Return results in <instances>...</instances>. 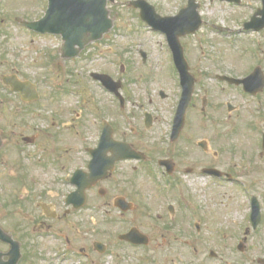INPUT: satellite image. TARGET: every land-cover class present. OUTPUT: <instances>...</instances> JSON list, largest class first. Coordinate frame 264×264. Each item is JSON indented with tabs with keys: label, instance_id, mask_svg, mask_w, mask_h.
<instances>
[{
	"label": "flooded vegetation",
	"instance_id": "obj_1",
	"mask_svg": "<svg viewBox=\"0 0 264 264\" xmlns=\"http://www.w3.org/2000/svg\"><path fill=\"white\" fill-rule=\"evenodd\" d=\"M261 6L256 0L249 17L239 19L242 34L259 38L250 44L205 45L203 16L195 35L179 37L195 81L184 116L169 45L177 75L171 93L158 88L153 96L152 85L132 89L155 77L142 65L137 69L132 56L119 58L83 80H65L79 88L51 91L53 102L73 100L63 101L62 113L44 109L47 95L37 80L13 73L38 92L37 98L29 93V101L11 86L0 93V116L29 129L16 142V131L7 135L0 127L8 159L1 150L0 167L26 163L30 175L12 171L13 194L0 189V227L16 240L25 225L40 228L34 232L42 236L54 228L57 240L75 248L76 236H119L122 248L136 246L143 261L186 256L204 264H264V29H244ZM149 32L167 45L165 35ZM83 54L65 60L61 71ZM139 54L142 64L152 65L149 52ZM95 73L110 77L106 86ZM165 101L169 108H161ZM82 226L90 228L76 232ZM104 226L112 229L98 230Z\"/></svg>",
	"mask_w": 264,
	"mask_h": 264
},
{
	"label": "rangeland",
	"instance_id": "obj_2",
	"mask_svg": "<svg viewBox=\"0 0 264 264\" xmlns=\"http://www.w3.org/2000/svg\"><path fill=\"white\" fill-rule=\"evenodd\" d=\"M117 1L119 4L111 6L112 17L115 19V26L111 33L105 40L96 42L94 45H89L83 52V58L81 57L75 63H70L67 68L68 70L61 71V59H59L61 38L58 36L35 34L20 23L22 19L27 21L39 20L45 14L47 0H0V93L5 94L8 92L3 85L2 76L19 72L21 78L37 80L40 83L42 92L47 95V99L43 102L44 109L47 110V106L49 110L54 112L60 111L62 113V108L65 106L63 101L69 103L73 100L69 97L65 99L62 96V99L58 100V103L53 102L54 96L50 92L56 91L60 86L63 88L80 87V85L74 86L67 82L65 83L67 78L76 79V76L80 75L83 80L84 77H87L89 71L96 70L98 67L103 69L111 61L119 63V58L129 61L132 57L135 61L137 60L136 64L139 66L137 69H140L142 65L144 71L150 72L155 77L151 82L143 80L142 82H145L146 85H133L132 89H139L142 86H144L143 88H149L152 85L155 89L152 92L153 96L158 91V88L168 90L171 93L173 91L171 89L172 83L177 80V75L167 47L165 44L161 46V40L157 36L148 33L142 27L138 28L135 26V23L138 26H141L142 23L138 19L135 20L139 17V12L127 7V3L132 0ZM147 1L153 4L158 12L164 16L177 14L181 9L180 7L183 5L186 7L188 2H184L183 0ZM199 2L200 13L207 20V24L199 36V38L203 39L205 45L249 44V39L252 41L259 39L255 35L242 34L238 29L240 24L239 19L249 17L251 12L250 7L256 4V0H250L253 4L249 2L247 5L238 7H236L237 5H230L219 0H199ZM140 50L149 52L151 57L150 63L152 65L141 63ZM91 63L93 66H89ZM198 70L194 68L197 74ZM160 78H164V80H160ZM58 92H61V89ZM166 105L165 101L162 103L161 108L170 107ZM65 107L67 108V106ZM0 127L6 130L7 135H10L13 130L16 131V134L20 138L16 142L22 141L23 134L29 131L28 127L22 126L21 123L13 125L11 119H6L4 115L0 116ZM62 140L70 141L74 140V138L65 136ZM43 142H46L45 139ZM6 150L5 148L1 153L2 158L8 160L4 155ZM16 170L17 173L21 174L19 178L24 177L26 179V177L30 176L28 175L29 171H27L26 163H19L13 167L4 165L0 167V189H11L9 190L10 194H7L9 196L13 194L14 190L10 186L11 182L8 179L11 172H15ZM35 172H38V170H35ZM25 182L20 181L19 183L22 185ZM9 199L10 197L8 201H10ZM11 209L13 210L14 207ZM17 211L18 209L13 212L12 216H20L19 212L16 215ZM23 227L21 231H16L17 240L21 243V251L25 254H32L35 257V259H29L27 262L24 260L23 264H74V261H76L75 264H79V261L73 257V252H69V250L66 251L67 255L62 250L59 256H57V260L54 261L52 249L62 246L66 242L65 239L62 241L61 239L57 240L59 236L54 231V228L48 230L50 232L44 233L45 236H38L34 231H38L40 228H33L29 225ZM104 227V229L98 230L110 231L112 229L108 226ZM88 228L90 226H82L76 227L75 230L76 232H85L89 230ZM11 229L13 230V228ZM75 238L77 239L74 242L78 244L79 252L87 250L89 253L91 251V255H88L89 260H95L101 264H184V262L187 264H204L205 261L201 263L199 257L191 259L186 256L185 258L188 259L184 260V262L182 260L183 257L143 261L141 256H135L136 253H139V251L135 252L136 246L133 249L134 251H131L130 247L122 248L119 236L97 235L88 237L76 236ZM96 243L109 247V249L103 255L95 254L92 250ZM7 247L0 242V251L7 252ZM48 256H51L50 260H47ZM80 264L84 263L80 262Z\"/></svg>",
	"mask_w": 264,
	"mask_h": 264
},
{
	"label": "water",
	"instance_id": "obj_3",
	"mask_svg": "<svg viewBox=\"0 0 264 264\" xmlns=\"http://www.w3.org/2000/svg\"><path fill=\"white\" fill-rule=\"evenodd\" d=\"M114 2V0H110ZM195 0L190 3V9L184 10L177 19L184 18L187 13H195V18H199L196 12ZM108 0H49V7L46 15L38 22L25 23L29 28L43 34H55L63 37L64 45L62 51L68 57H75L89 43L100 40L113 26V20L109 18L107 10ZM133 6L142 7L145 17L150 23L160 22L162 18L156 17L153 7L144 1L133 2ZM264 12V11H263ZM171 23V22H170ZM173 24V23H171ZM168 25L166 28L174 32L179 26ZM189 32L191 28H185ZM195 31V30H193ZM185 81L191 85V80L183 74ZM105 84L108 77L98 76ZM4 81L20 91L24 97L33 93L35 88L28 82H21L16 76L5 77ZM191 87L188 89L187 97H190ZM36 97V96H35ZM2 141L0 140V147ZM11 245V264H16L20 259V246L11 238L4 239Z\"/></svg>",
	"mask_w": 264,
	"mask_h": 264
}]
</instances>
